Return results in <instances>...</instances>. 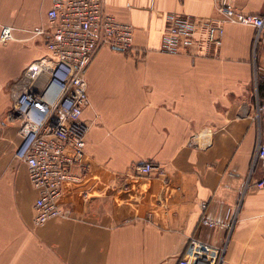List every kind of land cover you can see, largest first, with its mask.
Segmentation results:
<instances>
[{"label": "crops", "instance_id": "1", "mask_svg": "<svg viewBox=\"0 0 264 264\" xmlns=\"http://www.w3.org/2000/svg\"><path fill=\"white\" fill-rule=\"evenodd\" d=\"M264 15V0H234ZM52 0H0V264H177L193 236L226 247L223 264H264V174L253 166L264 143V37L225 22L208 54L162 51L169 12L220 20L215 0H104L134 28L133 48L100 47L85 77L87 169L63 184L70 218L35 225L39 192L15 153L12 86L48 54ZM43 30V31H42ZM157 168L140 174L134 166ZM203 215L227 223L209 227Z\"/></svg>", "mask_w": 264, "mask_h": 264}, {"label": "built area", "instance_id": "2", "mask_svg": "<svg viewBox=\"0 0 264 264\" xmlns=\"http://www.w3.org/2000/svg\"><path fill=\"white\" fill-rule=\"evenodd\" d=\"M48 11L46 44L49 54L33 63L12 86V104L7 118L18 120L21 141L16 157L28 167L29 178L39 192L33 223L43 225L54 218H70L60 202L64 182L81 181L71 167L87 169L86 135L92 123L83 119L89 104L85 72L95 53L106 46L122 51L133 48L134 28L130 22L109 14L104 0H52ZM220 20L196 18L169 12L165 15L162 51L169 54H208L219 46L225 22H239L256 28L255 46L264 37V15L237 11L234 0H215ZM43 31V30H42ZM11 39V27L3 26L0 40ZM264 106H259V110ZM264 168V143L259 139L253 166ZM146 174L157 167L137 164ZM255 186L264 190V174ZM202 224H228L203 215ZM226 247H216L193 236L177 264H223Z\"/></svg>", "mask_w": 264, "mask_h": 264}, {"label": "trees", "instance_id": "3", "mask_svg": "<svg viewBox=\"0 0 264 264\" xmlns=\"http://www.w3.org/2000/svg\"><path fill=\"white\" fill-rule=\"evenodd\" d=\"M258 93L259 97L262 99L264 96V82L260 79V77L258 81Z\"/></svg>", "mask_w": 264, "mask_h": 264}]
</instances>
